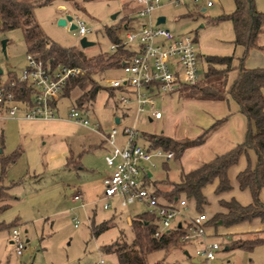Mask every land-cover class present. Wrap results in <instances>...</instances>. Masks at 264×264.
<instances>
[{"label":"rangeland","instance_id":"obj_1","mask_svg":"<svg viewBox=\"0 0 264 264\" xmlns=\"http://www.w3.org/2000/svg\"><path fill=\"white\" fill-rule=\"evenodd\" d=\"M34 1V0H27ZM252 5L257 11L264 12V0H251ZM205 0H197L192 3L191 0H159V4L151 11V19L158 14L165 18L162 27L169 29L176 35H189L194 42L197 53V67L200 74L205 70L204 56L207 55H232L235 57L233 46L232 32L229 25L230 21L224 20L218 23L210 21L222 14H228L234 9L232 0H212V5L204 7ZM62 4L65 12L57 10V5ZM124 5V6H123ZM136 5L134 0H51L49 3L38 5L33 8V16L42 30V32L53 42L62 47H73L83 52L86 57H91L97 53H109L111 42L104 33V28L115 26L114 31L119 39H123L122 25L134 23V14ZM79 17L84 21L86 28L89 30L84 35L87 41L92 44L81 48L78 44L79 36L75 30L68 29L69 22L65 26L57 24L59 18L65 15ZM115 15L114 18L111 16ZM143 21V18H137L136 24ZM231 24V23H230ZM201 26V27H199ZM264 40V29L262 33ZM4 40V53L1 48V41ZM25 45L22 32L19 28L6 32H0V70L1 78L9 72L18 74L26 63ZM126 58V57H125ZM124 58V59H125ZM122 75L119 67L108 69L104 74L94 76L98 84L107 87L106 81L112 78H118ZM202 75L196 85H203ZM180 89L175 92L176 96L180 95ZM80 91L76 87L71 88L67 96H63L57 102V108L60 118H68V110L71 106V100L76 101ZM110 95V94H109ZM174 94L171 95V108L166 111L161 106V97H157L156 107L162 111V117L152 122L136 123L135 128L141 134H165L171 137H193L200 127H206L207 114L199 106L193 103L185 104V110L181 109V99H177ZM111 97V96H110ZM88 107V119L90 123L99 124L100 131L106 133L111 126L113 119V103L111 98L107 97L104 90L96 93L92 102H82ZM115 114V112H114ZM131 112L123 118V124L130 125L132 122ZM82 131L88 132L85 135L91 140H97L94 133L83 127ZM116 141L120 137L116 136ZM14 141V140H13ZM47 142V140H46ZM75 143V141L73 142ZM140 144L147 145L140 142ZM9 145V146H8ZM10 144L0 146V156L7 155L10 152ZM110 154V153H109ZM109 154L105 156H109ZM105 156L98 160L92 156L88 159L90 163L95 164L101 170L104 164ZM23 161L21 158L17 164ZM156 161V167L150 168L153 177L156 180L168 179L169 181L177 180L176 159L171 158L167 163V169L161 165L160 160ZM8 165L4 173L12 167L18 168L19 165ZM22 164V163H21ZM235 164V163H234ZM17 166V167H16ZM100 167V168H99ZM8 168V169H7ZM1 172V167H0ZM23 168L15 174L22 175ZM3 174V173H2ZM72 177L79 175L80 179L90 176L89 173L79 171L78 173H68L66 170L56 172V174H44L35 181L28 184H22L19 188L17 197L26 199L31 212L32 220L16 225L24 246L20 255L14 253L12 244L7 239V226L0 230V264H94L99 259L103 260L102 264H117L113 255L104 253L100 246L111 243L114 240L129 242L132 238V232L129 227V219L136 214L147 212L148 208L142 203H132L124 207L116 203V199L109 201L102 198V189L91 188L82 198L83 206L80 202L71 201V197L62 194L52 196V180L61 178L60 175ZM1 177V173H0ZM211 183L204 186L209 188ZM3 187V186H2ZM34 187V189H32ZM204 191L205 202L197 206L193 201L186 200L183 208L185 216L191 215L192 212H205L207 216L214 213L213 209L216 201L213 199V191L209 193ZM35 193L31 195L30 193ZM183 198V195L180 196ZM109 203L110 209H102L103 203ZM1 205V202H0ZM15 202H10L9 208L5 215H11ZM113 208V209H112ZM91 214V215H90ZM93 214V215H92ZM76 221L75 226L73 225ZM102 221H108V228L98 235L91 234L92 224H100ZM0 223L4 224V222ZM14 223H11V225ZM214 226V224H212ZM158 228L159 225L157 224ZM90 228V229H89ZM27 229V233L24 230ZM253 237H264V232L250 233L241 237H233V240H244ZM214 241L220 244L219 250L215 257L208 264H264V243H258L251 248L249 247H231L233 240L224 235L213 236ZM26 240V241H25ZM189 244L185 245L192 250ZM186 256L182 253L179 246L170 245L165 250H156L146 256V264H185Z\"/></svg>","mask_w":264,"mask_h":264},{"label":"trees","instance_id":"obj_2","mask_svg":"<svg viewBox=\"0 0 264 264\" xmlns=\"http://www.w3.org/2000/svg\"><path fill=\"white\" fill-rule=\"evenodd\" d=\"M50 1L0 0V32L19 28L22 32L25 54L40 59L50 67L62 64L82 68L84 72L73 78L63 92L67 95L73 87L80 91L75 101L76 104H73L75 107L84 108L85 105L82 102H92L100 90L107 93V97L111 98L113 105L116 104L113 100L114 93L112 90L100 86L94 76L104 74L108 69L119 67L122 60L129 56L131 51L118 45L113 52L97 53L91 57H86L79 49L59 46L42 32L33 16L35 6ZM232 1L234 9L230 13L219 15L210 22L215 24L224 20L230 21L233 35L231 43L233 46L243 48L242 55L238 59L236 77L226 88V75L232 69V55L204 56L203 85H196L197 82L191 85H181L179 97L222 100L228 95L246 118L247 128L243 140L235 144L230 150L215 155L211 160L182 173L179 181L172 183L170 190L162 193L168 201L178 199L183 195L185 200L193 201L197 206H200L205 202L202 193L203 187L215 181L213 188L215 195L229 190L227 168L233 165L241 154H244L248 149L252 150L256 157L255 163L253 165L247 164L235 175L238 188L249 191L250 202L242 205L234 198L228 200L219 198L217 203L220 211L213 213L208 219L214 225L219 220L220 224L226 227L255 218L264 224V204L259 198L260 189L264 187V67L247 68L242 65L248 50L264 48V40L262 39L264 12L257 11L251 0ZM116 28L115 26L104 28L105 35L113 44L119 42L114 31ZM8 75L13 76L14 74L9 72ZM27 91V88H23V94L27 95ZM221 121L222 119L215 121L193 139L176 140L162 134L148 135V139L154 147H161L164 150L173 151L174 154H180L186 147L202 143L208 131ZM15 157V154L0 157L1 174L14 161ZM152 193L154 196H158L161 192L153 190ZM7 196L5 188L0 186V202ZM6 206L5 203L1 204L0 211ZM154 219V215L147 212L134 216L130 221L131 240L129 242L114 240L109 244L100 246V250L104 253H113L117 264H146V256L149 253L164 250L170 245H178L179 229L177 228L170 229L159 237L152 236L156 228ZM7 226L12 227L11 223H0V230ZM107 228L106 222L97 225L92 224L91 234L96 236ZM258 243H264V237H253L241 241L233 240L230 246L251 248Z\"/></svg>","mask_w":264,"mask_h":264},{"label":"built area","instance_id":"obj_3","mask_svg":"<svg viewBox=\"0 0 264 264\" xmlns=\"http://www.w3.org/2000/svg\"><path fill=\"white\" fill-rule=\"evenodd\" d=\"M134 2L138 6L134 17L143 18V21L137 25L136 20L134 23L124 24L123 39H119L117 44H111L110 52L121 45L129 49L131 54L119 66L122 75L109 79L106 83L114 93L116 104L125 108L133 106L135 115L148 114L157 119L161 115L155 102L158 96L173 92L181 85L194 84L199 79L197 53L189 35H176L153 23L150 13L159 4V0ZM210 4L211 0H205L204 7ZM71 21L79 37L89 32L79 17H73ZM25 58L26 63L18 74L9 76L7 73L4 78L0 76V120L53 119L57 117V102L63 95L64 88L84 71L78 66L62 64L50 67L30 54H26ZM23 88L28 89L27 95L23 94ZM68 118L98 132V124L89 122L84 108L71 105ZM135 121L136 118L130 125L112 122L104 135L111 152L104 159L109 172L104 179L102 198H115L121 207L136 202L146 205L159 225L152 233L153 237L177 228L181 246L193 240L199 242L192 254L187 255L185 264H201V261L207 264L215 257L220 245L217 241L206 240V214L195 213L187 217L183 211L186 205L184 198H178L172 203L160 201L144 185L147 178L144 164L154 167L155 158L167 160L173 156V152L161 147L149 148L140 145L137 140L144 136L135 128ZM116 136L120 137L119 142L116 141ZM72 200L80 201V195L72 194ZM109 208V203L102 204V209ZM75 224L76 221L74 226ZM8 239L14 253L20 255L24 242L16 225L9 228ZM102 263L103 260L99 259L94 264Z\"/></svg>","mask_w":264,"mask_h":264},{"label":"crops","instance_id":"obj_4","mask_svg":"<svg viewBox=\"0 0 264 264\" xmlns=\"http://www.w3.org/2000/svg\"><path fill=\"white\" fill-rule=\"evenodd\" d=\"M211 5H212V0L209 6ZM137 8L138 6L136 5V10ZM204 8L205 7L201 8V10H203ZM57 10H59L60 12H65L64 5L58 4ZM158 16L160 15L158 14L157 16H155V18L152 19L153 23H155V20ZM133 20H136V18L134 17ZM229 25L231 27L230 23ZM231 32H232V27H231ZM193 41L196 42L195 40ZM235 47H239V48L233 49L235 53V57L231 62L232 69L228 71L226 75V88L229 87V85L237 75L238 59L241 57L243 52V48L241 46H235ZM242 65L247 68L264 67V48L260 50H256V49L248 50L245 58L243 59ZM201 75L202 74H200L199 79ZM175 92H177V89L168 94H162L158 96L162 98L160 104L161 106L163 104L162 106L163 110L166 111L170 110L172 104L171 95L174 94L176 96ZM64 95L65 94H63L61 97H63ZM176 97L177 99H181L182 111L185 110V104L193 103V102L196 104V106H199L202 109H204V112L208 115L207 116L208 125L205 128L200 127L197 133L193 137L173 138L170 135H165L161 133L162 135L171 137L176 140L193 139L196 136H198L200 133H202L208 126H210L215 121L219 119H222V121L219 124H217L213 129L208 131L202 143L186 147L180 154L173 153V156L171 158L176 159V166H177L176 181H169L168 179L156 180L153 177L152 172L150 170V168L156 167L155 160H160L161 165L167 169L166 162L171 158L167 160L162 158H155L154 167H149L148 164H144L146 168L145 170L147 176L144 185L152 191L156 190L161 192L158 196H156L160 201L171 202V203L175 202V200L177 199L168 201L163 197L162 193L170 190L171 184L178 182L180 175L182 173H186L198 167L201 163L211 160L215 155H219L230 150L235 144L243 140L244 133L247 128L246 118L239 111L237 104L228 95H226L225 98L222 100L181 98L179 96ZM73 104H76V102L74 100H71V105ZM88 107H90V105L87 107L84 106V109H86L87 111ZM157 109L160 110L161 115L159 118L154 119L148 114L135 115L133 106H129L125 108L119 106L118 104H114L112 119L114 122L116 118L118 124H123V118L127 117L128 114L131 112L132 118L133 119L136 118L135 123L138 122L143 123L144 121L152 122L153 120H159L162 117L161 109L159 107ZM87 115H88V111H87ZM83 127L84 126L75 123L71 119L60 118L58 113V108H57V117L50 120H22V119L0 120V146L3 147L4 143L5 144L8 143L11 146L9 147L10 152H8L7 155L5 156L1 155L0 157H6L11 154H15L16 157L14 161L10 163L12 164L11 166L17 164L18 161L21 158H23V161L17 164L19 165L18 168H14L15 167L14 166L8 172L6 173L3 172V174H1L0 186H3L6 190V193L8 194V196L3 201H1V204L3 203L7 204L6 208L0 211L1 222L14 223L12 224V226H14L32 220L31 212L29 209V206L32 204L31 203L28 204L26 199L19 198V196L17 197L19 193V189H21L19 187L21 184L22 186L23 184H28L29 182L35 181L36 179H38V177H41L42 175L47 173L56 174V172L64 171V170H66L68 173L73 172L75 174L78 173L79 171L89 173L90 176L83 179H80L79 175H76L75 178L74 176L72 177L70 174H67L66 176L60 175L61 178L52 180L53 181L52 188H50L51 190H54V193L51 194L52 196L55 197L62 195L64 193L68 195L69 198L71 197V201L73 202L75 201L72 200V194L78 193L80 195L81 200L77 202H80L81 206H83L82 197L85 196V194L91 188L93 187L97 188L99 189V191L103 189L104 179L108 175L109 168L106 166L104 162L102 169L97 170L98 167L95 164L90 163L88 157L92 156L100 161L103 159V156L111 152L110 146L104 140V135L106 133L100 131V128L98 129V132H94L90 128L85 127L89 129V131L93 132L94 133L93 135H96L95 137L97 138V140H91V137L87 138L85 136L88 135V132L80 130V128ZM142 135L144 136V138L138 139L137 142L139 144L140 142L146 143L147 145H143V144L140 145L153 148L154 146L151 145L148 139V135L144 133ZM74 141L75 143H73ZM255 161H256V157L252 150L248 149L244 154H241L238 157L235 164L229 166L226 170V175L230 184V189L220 193L219 195L213 196V199L217 202L219 198L223 200L234 198L238 203L242 205L249 203L251 200L249 191L247 189L238 188L237 182L235 180V175L238 171L242 170L247 164L253 165ZM21 167L23 168L24 173L22 175L15 174L19 170L21 171ZM214 185H215V181L210 184L209 188L206 187L204 189L203 187L202 189L203 195H204V191L207 193L206 189L209 190V193L213 191ZM32 189H34V187ZM30 194L33 196L35 195L34 192ZM259 198L264 204V187L260 189ZM13 201L15 202V206L13 208V210L15 211L13 212V214L6 216L5 211L9 208L10 202ZM116 203L118 204L117 200ZM213 210L214 213L220 211V207L218 206V203H216ZM147 213L151 214L149 211H147ZM193 214H195V211L191 213V215ZM133 217L129 219V227H130V221ZM209 218L210 216H207V221L205 223L206 240L208 241L214 240L211 238H213V236L216 235H224L225 237L230 238V240H233V237H241L250 233L264 232V224L256 218L250 221H243L227 227L221 225L220 223H217L219 220L213 226L208 221ZM154 220H155L154 223L156 224L157 227L156 219ZM181 220H182V224H184L183 218ZM102 222H106L108 225V221H102ZM91 224H93V222H91ZM9 228L6 229L7 239L9 238ZM24 232L27 233V229H25ZM187 244H189L188 246H190L191 250L193 251V249L199 245V242L197 240H193ZM187 244H184L182 246L180 244L176 245L180 247L182 253L186 256V258L187 255L190 254L189 249L185 247V245ZM164 250L166 251V249ZM107 254L113 255L117 263L116 257L113 253H107ZM212 260H209L207 264ZM201 264H204L203 261H201Z\"/></svg>","mask_w":264,"mask_h":264},{"label":"water","instance_id":"obj_5","mask_svg":"<svg viewBox=\"0 0 264 264\" xmlns=\"http://www.w3.org/2000/svg\"><path fill=\"white\" fill-rule=\"evenodd\" d=\"M115 15H112L111 17L114 18ZM72 17L70 15H65V17L59 18L57 20V24L60 26H65L67 22H69L68 25V29L72 30L75 29V25L74 23L71 21ZM164 23V17L163 16H158L155 20L156 25H160ZM78 44L81 48H84L88 45H91L92 43L90 41H87L86 38L84 36H81L78 40ZM1 48H2V52L4 53V40L1 41ZM1 72V70H0ZM115 123H117V119L115 118L114 120ZM217 223H220V221H218Z\"/></svg>","mask_w":264,"mask_h":264}]
</instances>
